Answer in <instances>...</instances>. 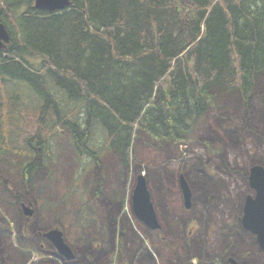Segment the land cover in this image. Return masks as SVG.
<instances>
[{
    "label": "trees",
    "instance_id": "16d2710c",
    "mask_svg": "<svg viewBox=\"0 0 264 264\" xmlns=\"http://www.w3.org/2000/svg\"><path fill=\"white\" fill-rule=\"evenodd\" d=\"M0 21L11 33L0 49V158L35 155L27 185L62 131L77 184L107 151L131 166L142 136L187 144L217 108L214 90L249 107L264 76V0H71L52 12L0 0Z\"/></svg>",
    "mask_w": 264,
    "mask_h": 264
},
{
    "label": "rangeland",
    "instance_id": "374dc122",
    "mask_svg": "<svg viewBox=\"0 0 264 264\" xmlns=\"http://www.w3.org/2000/svg\"><path fill=\"white\" fill-rule=\"evenodd\" d=\"M28 89L18 87L20 93ZM214 91L217 108L190 142L142 136L131 166L117 151H107L77 184L79 162L69 131L53 137L50 159L41 158L33 184H26L22 170L35 155L12 151L0 158V264H231L230 257L264 264V251L242 222L246 197L254 193L250 169L264 166V76L249 107L237 94ZM97 128L94 146L104 137L103 127ZM139 174L147 176L160 228H150L134 212ZM181 175L191 188L190 207ZM99 178L103 193L96 195ZM25 206L34 210L31 216ZM56 226L63 228L73 258L44 235Z\"/></svg>",
    "mask_w": 264,
    "mask_h": 264
},
{
    "label": "water",
    "instance_id": "95a60500",
    "mask_svg": "<svg viewBox=\"0 0 264 264\" xmlns=\"http://www.w3.org/2000/svg\"><path fill=\"white\" fill-rule=\"evenodd\" d=\"M71 4V0H35L34 7L50 12L62 10ZM11 35L3 22H0V49H4L10 41ZM181 186L187 207L191 205V188L183 175ZM250 186L255 191L254 195H248L244 206L243 224L248 231L257 235L258 242L264 250V166L255 164L250 169ZM133 209L140 221H143L152 229L160 228L158 214L152 200L148 180L143 174L137 178L133 193ZM25 212L31 216L34 210L25 206ZM45 236L53 243L58 252L66 258H73L74 251L66 242L64 231L53 228L45 233ZM231 264H241L231 257Z\"/></svg>",
    "mask_w": 264,
    "mask_h": 264
},
{
    "label": "bare ground",
    "instance_id": "6f19581e",
    "mask_svg": "<svg viewBox=\"0 0 264 264\" xmlns=\"http://www.w3.org/2000/svg\"><path fill=\"white\" fill-rule=\"evenodd\" d=\"M24 102V101H23ZM51 131V130H50ZM16 134V133H15ZM45 144V143H44ZM8 146V145H7ZM14 148V147H13ZM17 149V148H16ZM47 152V151H46Z\"/></svg>",
    "mask_w": 264,
    "mask_h": 264
},
{
    "label": "flooded vegetation",
    "instance_id": "af4514ba",
    "mask_svg": "<svg viewBox=\"0 0 264 264\" xmlns=\"http://www.w3.org/2000/svg\"><path fill=\"white\" fill-rule=\"evenodd\" d=\"M230 259H231V257L229 258V261H230ZM230 263H231V261H230Z\"/></svg>",
    "mask_w": 264,
    "mask_h": 264
}]
</instances>
